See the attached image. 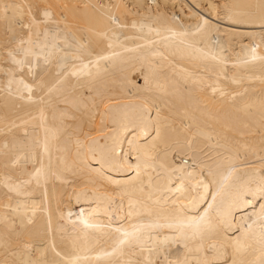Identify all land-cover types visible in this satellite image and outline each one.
<instances>
[{
    "label": "bare ground",
    "instance_id": "6f19581e",
    "mask_svg": "<svg viewBox=\"0 0 264 264\" xmlns=\"http://www.w3.org/2000/svg\"><path fill=\"white\" fill-rule=\"evenodd\" d=\"M0 264H264V0H0Z\"/></svg>",
    "mask_w": 264,
    "mask_h": 264
}]
</instances>
